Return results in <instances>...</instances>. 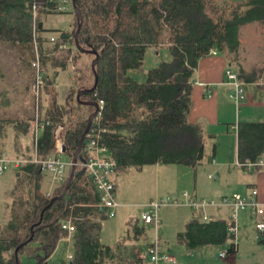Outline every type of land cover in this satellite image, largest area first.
Here are the masks:
<instances>
[{"label":"trees","instance_id":"trees-1","mask_svg":"<svg viewBox=\"0 0 264 264\" xmlns=\"http://www.w3.org/2000/svg\"><path fill=\"white\" fill-rule=\"evenodd\" d=\"M57 1L0 0V42L22 51V58L28 51L31 67L36 58L35 42L45 74L62 43L73 44L75 49L76 79L69 88L66 106L57 105L55 94L46 110L52 124L39 139L37 152L41 157L53 152V129L63 122L66 155L73 159L95 111L93 105L79 102L77 95L93 87L97 74L96 90L82 93L80 99L104 101L100 125L106 130L102 142L117 164V173L157 163L194 168L205 157L202 125L189 121L193 77L199 60L216 49L225 55L228 67L234 69L240 81L254 83L264 79V69L244 66L240 51L242 26L264 23V0H76L82 13L80 45L99 54L94 70L92 62L96 56L75 45L79 23L74 9L70 28L45 26L44 17L57 12ZM34 4L38 6L36 16ZM52 34H57L54 40ZM152 48L157 53L166 49L168 58L147 69L145 62ZM62 66L66 69L67 63ZM45 78V90L55 92L52 79ZM0 96L1 110L11 100L5 91H0ZM33 122V116L9 119L0 112V140H6L11 125L15 149L21 151L18 157L32 158L33 147L22 151L21 137L33 130ZM237 135L238 161L242 166L264 158V121H240ZM85 144L68 192L51 206L52 198L63 194L71 167L67 181L51 192L43 189L44 174L39 165L28 162L17 170L13 195L5 202L8 218L0 225V264H24L23 254L33 264H45L65 233L62 221L70 216L76 223L74 258L62 264H106L118 259L114 248L101 239L102 223L109 219L108 213L90 205L98 202L99 194L81 166L88 156ZM84 177L92 184L90 188L79 186L78 180ZM201 217V211L194 212L185 229L177 233L178 243L196 249L230 240L228 253L237 251L225 219L204 222ZM261 234L259 242L264 244Z\"/></svg>","mask_w":264,"mask_h":264},{"label":"rangeland","instance_id":"rangeland-1","mask_svg":"<svg viewBox=\"0 0 264 264\" xmlns=\"http://www.w3.org/2000/svg\"><path fill=\"white\" fill-rule=\"evenodd\" d=\"M73 9V3L71 5L69 3V10L64 12L49 13L44 17L45 26L50 29L70 28L72 23H74V15L72 13ZM51 36L57 37V34H52ZM69 45L72 48L74 47L73 44ZM50 46L52 45L50 44ZM70 47H68L67 49H59L54 53V58L52 60L53 65H49V72L48 74H45V76H49L52 79L55 92L54 90L53 92L52 90H50V92H47L46 90L44 91V115L46 114L47 108L51 106V101L55 94L57 100L56 103L58 106H66L67 104V99L69 97V88L71 87V85H73L76 79V69H72L68 60V57L73 55V51L71 52ZM149 51L150 52L148 58L145 62V66L147 69L156 66L160 59L168 58L166 49H162L161 51L163 52L161 53L155 52L153 48ZM240 51L243 56L244 66H246V68L264 69V23L261 24L258 22H253L242 26ZM21 52L22 51H19V49L15 47H11L6 42H0V91L3 88L7 87L12 91V97H20L19 94H14V92L16 91H13L12 86L19 85L20 89L24 83L22 82L23 78L21 80L16 79L15 69L17 67L16 65L12 67V63L18 64V66L20 67L19 69L26 70V68H23L22 61H24V58L25 60H30L32 58L28 51L22 58ZM64 62L67 63L66 69L62 66ZM33 74L34 80L31 84V89L35 82V73L33 72ZM46 78L45 83L47 84ZM262 81H264V79ZM24 91L25 92L21 94V100H23L22 103L28 106L29 100L33 99V102H35V93L33 92V90V98L29 90ZM0 98L2 97L0 96ZM2 109L0 110L1 114L7 116V118L9 119L15 118V114L17 113H15L14 110H10L9 107L5 108L4 110ZM7 133L8 144L9 148L11 149L10 155H13L14 152L12 150V147L14 144L15 136L14 128L8 126ZM43 133L44 131L40 132L38 142ZM21 141L22 149L27 148V146H32V142L34 145L35 139L33 132L31 131L28 135H23L21 137ZM225 146L228 150V158L234 159V144H232L231 146L230 141H226ZM64 152L66 153V151ZM62 157L67 161L69 159L66 154H64ZM179 168H183V170L189 172V184L182 185V187L184 186L182 189L186 188L190 191V189L194 188L195 181H197L198 186L202 190L201 193L207 198L209 197L215 200L220 199L222 197V194L224 196H228L236 193L235 191H238L236 190L238 188L236 187L233 180L237 178L238 174H242L241 169L235 166L223 167L219 163L213 164V155L209 146L205 151V157L201 164L197 165L194 168L187 166H181ZM11 171H13V169H11ZM11 171L8 170L7 172L9 173ZM10 174H12V177H14L13 173ZM43 174V189L47 192H51L55 188V186H53L51 176L47 173ZM117 175L119 186L118 200L121 201L123 205L116 209V214L114 217H110L108 220L102 223L103 229L101 238L104 239L106 244H111L118 255V259L115 261H108L106 264H150V260L144 261V263H129V260L133 257V255L131 254L133 250L132 240L136 247L139 248L142 244H146L148 241H152L155 238V230L153 228H147L146 233L141 237V240L134 239L136 234L135 226L144 225V222L141 219V215L143 211L148 210V207L145 205L149 202L148 198L150 194L153 192V190H156L155 178L153 177V175L148 177L146 174L144 175L140 173L134 167L131 168L128 172L119 173ZM168 180L169 178H167V180H161V182L159 183L157 188L158 197L167 195H179L175 193L176 188L179 187L178 184L172 185V178H170L169 181ZM87 181L84 177L78 180V184L83 188L85 186H88L90 188L92 184L88 183ZM3 186L4 184L1 185V187ZM145 190L148 192V195L144 194ZM12 195L10 196V198H7L6 201H10ZM4 201L5 199L3 191L0 190V223L3 220L2 213L4 210H6ZM179 211H183L184 215H181ZM189 211V209H178L177 207H162L160 209V218L162 220V224H160L159 226L158 236L162 240L161 244L163 248L170 255L175 256L177 262L174 263L160 261L158 264H264V244H261L259 242L260 235L258 233V230L256 229L257 221L251 218L249 210H241L238 214V233L235 239V243L239 244V249L233 254L227 255V261L220 258L219 254L222 252L226 253L228 251L229 245L231 243L230 240L223 245H205L199 247L194 251H189V249H187L184 245H180L176 242L175 233L176 231L185 229V223L190 216ZM62 239L65 240L64 237H61L60 240ZM70 242H74V235L72 236ZM72 243L61 241L56 249V252L45 264H62L63 262H68V256L70 254H73ZM22 260L24 264H33L32 260H29L24 254L22 256Z\"/></svg>","mask_w":264,"mask_h":264},{"label":"crops","instance_id":"crops-1","mask_svg":"<svg viewBox=\"0 0 264 264\" xmlns=\"http://www.w3.org/2000/svg\"><path fill=\"white\" fill-rule=\"evenodd\" d=\"M149 52H148L147 56L149 55ZM31 59L22 61L23 68H26V70L25 69H19L20 67L18 66V64L12 63L13 64L12 67H14L15 65L17 67L16 68L17 70L14 68L16 79L21 80L23 78L22 82H24L23 86H21L20 89H19V85L12 86L13 91H16V92H14V94L15 95L19 94L20 97H17V96L12 97V91L7 87L3 88L1 90V91H5L11 100V103L6 108L9 107L10 110H14L15 113H17V114H15L16 116L14 119L26 118V117H30V116L32 117L34 115L33 99L29 100L28 106L24 105V103H22L23 100H21V96H22L21 94H23L25 92L24 90H26V91L29 90L31 93V96L33 98L31 84L34 80V74H33V69L31 67V64H30ZM227 68H230L234 71L233 68L228 67V63H227V59H226L225 55H223L219 51L215 55L209 54L207 56L202 57L199 60L198 66L195 70L194 77H193L194 85H193V90H192V105H191V110L189 113V121L197 122V123H200L202 125L203 132H204V139H205V151H206L208 146L211 148L212 155H213V164L219 163L223 167L224 166H235V167H238L239 169H241L242 174L241 175L238 174L237 178H235L233 180L236 187L238 188V189H236L238 191H235V192L241 193L243 195H249L250 192L254 188H256L258 190V199L264 203V165H254L250 169L240 165V163L238 161V135H237V126H238V123L240 121H264V81H258V82H254V83H245L244 82L245 83V90H246V92H245L246 98H245V102H244L243 107H242V112L241 111L239 112L235 102L230 98V92L232 91L233 87H232V85L226 83L225 71L227 70ZM26 81H27V83H26ZM23 87H25V88H23ZM13 98H14V100H13ZM4 109L5 108H3L2 110H4ZM9 126H11V125H9ZM226 141H230L231 146H232V144H234V156H235L234 159L228 158V150L225 146ZM23 143H26V142H23ZM32 146H33V142H32ZM12 150L14 153H13V155H10L11 149L9 148L8 135H7V138L4 142L0 140V152H2L1 154L6 155L7 157H18V155H16V154L19 151L15 149L14 144H13ZM22 151H27V150L25 148V149H22ZM32 151H33V149H32ZM229 160H232V161H229ZM261 160H264V158H262ZM181 166L183 167V165H177V164L165 165V164L157 163L155 165L144 166L142 169L136 168L140 173H142L144 175L146 174L148 177L153 175V177L155 178V184H156L155 189L156 190L155 191L153 190V192L150 194V196L148 198L149 201L153 198L158 197V191H157L158 185L161 182V180H167V178H169V180H170V178L173 179V182L171 183L172 185L178 184L179 187L176 188L175 193L180 194L183 191H189L186 188L182 189L184 187V186L182 187V185L189 184L190 179L188 178L189 172L183 170V168H179ZM10 173H13L14 177H12V174H10ZM16 173H17V169H13V171H11L9 173L5 172L4 174H0V178H1L0 179V190L3 191V195H4V199H5L4 202H6L7 198H10V196L12 195V191H13L14 184H15ZM117 174H119V173H117ZM210 177H212V176H210ZM174 180H175V183H174ZM10 183H11V185H10ZM3 184H4V186L1 187V185H3ZM118 188H119V186H118V175H117L116 176V197H117V200H118ZM189 192L195 193L199 197H206L205 195H203L201 193L202 190L198 186L197 181H195L194 188L190 189ZM144 194L148 195V192L145 190ZM152 194H154V195H152ZM222 196H224V195L222 194ZM118 202H119L120 206L123 205V203L121 201L118 200ZM177 208L178 209L185 208V209L190 210L189 211L190 212L189 219L185 223V226H186L187 222L193 217L195 211H193L189 207H177ZM245 209L249 210L251 218L255 219L256 221L264 220V217L256 215L252 209H250V208H245ZM207 210H206L207 214L213 218L211 221L218 220V219H225L228 223L230 220L231 210L228 207H217V208L211 207V208H208ZM209 210H213V211H209ZM242 210H244V209H242ZM240 211H239V213H240ZM179 213L181 215H184L183 211H179ZM115 214H116V212H115ZM202 215H203V212H202ZM2 218H3V220L0 223V225L3 224L8 218V214H7L6 210L3 211ZM201 220L204 221L202 219V217H201ZM204 222H206V221H204ZM160 224H162V220H161ZM159 226L155 227L151 224H146L145 222H144V225H142V226H140V225L135 226V229L140 231V232L135 234L134 239L141 240V237L146 233L147 228H153L155 230V238L152 241H148L146 244H142L139 248L136 247V245L134 244V242L132 240L133 250H132L131 254L133 255V257L129 260V263H132V262L144 263V261L139 260L137 258V253L140 250L147 247L148 245L157 244L160 252L169 254L163 248V246L161 244L162 240L158 236ZM181 231H183V230H181ZM178 232H180V231H176V233H175V240H176V235ZM237 233H238V231H237ZM258 233H259V235H262L259 231H258ZM263 234H264V232H263ZM233 237H234V240H232V242H234L235 248L238 251L239 244L235 243V239L237 237V234L235 236L233 235ZM101 239L104 243H106L103 238H101ZM61 241H64L66 243H72L70 241L63 240V239L60 240L59 243ZM176 242H177V240H176ZM59 243H58L57 247L59 246ZM178 244H180V243H178ZM180 245H182V244H180ZM72 248H73V243H72ZM198 248H196V249H198ZM196 249H189V251H194ZM71 251H72V249H71ZM55 252H56V250H55ZM229 254H233V253H228V251H227L226 256L224 258H222L220 256V258L227 261V259H228L227 255H229ZM151 262H150V264H152V263L158 264L159 263V262H157V263L156 262L151 263ZM176 262H177V259H176ZM176 262H174V263H176Z\"/></svg>","mask_w":264,"mask_h":264},{"label":"built area","instance_id":"built-area-1","mask_svg":"<svg viewBox=\"0 0 264 264\" xmlns=\"http://www.w3.org/2000/svg\"><path fill=\"white\" fill-rule=\"evenodd\" d=\"M69 3L71 5L72 0H58L54 10L57 12L67 11L69 10ZM32 8L34 16H36L38 6L34 4ZM54 39L55 37L51 38V40ZM37 46L38 43L35 42L36 58L32 61V67L35 73V82L32 86V90L35 93L33 115L34 127L32 132L35 143L33 145L32 158L7 157L4 154H0V174H4L11 169L18 170L23 164L33 162L41 167L43 173H47L51 176L53 186L56 188L61 187L67 181L69 168L72 167V160L69 158L67 161L62 157L66 154L64 152V146L66 145L63 138V131L65 127L63 122L57 124L53 129V138L55 142L53 152L46 157H41L37 153L40 132L44 131L47 126L52 124L51 117L46 114L44 115L43 112H41L45 91L44 87H46V83L45 73ZM68 47H70L69 43H62L60 45V49H67ZM70 50L71 52L73 51V55L68 57V60L72 69L75 70L76 64L74 62V47H70ZM217 53L218 51L216 49H212L210 51V54L212 55ZM225 75L226 83L232 85L233 87L230 92V98L235 102L239 112H242V107L246 98L245 83L240 81L236 72L230 68H227ZM103 108L104 101L100 100L98 102V111L93 118L89 132L86 135V144L84 149L88 156L81 163V166L84 171L89 173L94 187L99 194L98 202L90 205L95 206L101 212H107L110 218L115 215L116 209L120 206V204L116 197L117 164L111 157L108 147L102 142V133L106 130L100 125ZM254 165H264V160H259L257 163H246L244 164V167L250 169ZM145 206L148 207V210L143 211L141 218L146 224H151L155 227H158L161 223L160 209L162 207H189L195 212L202 211V219L206 222L213 219L206 212L208 208L228 207L231 210L230 220L228 222V231L234 236L238 231V214L240 210L250 208L256 215L264 217V203L258 199V190L256 188H254L249 195L234 193L228 196H222L218 200L199 197L195 193L183 191L179 195H167L153 198ZM61 227L65 232L62 233L61 237L70 241L76 231L75 218L70 216L69 218L63 220ZM256 229L260 233L264 232V220L257 221ZM220 256L224 258L226 253L222 252ZM73 258V254H70L68 256V261H72ZM137 258L142 261L151 260L156 263L160 261L176 262V258L174 256L160 252L157 244L148 245L144 249L140 250L137 253Z\"/></svg>","mask_w":264,"mask_h":264},{"label":"water","instance_id":"water-1","mask_svg":"<svg viewBox=\"0 0 264 264\" xmlns=\"http://www.w3.org/2000/svg\"><path fill=\"white\" fill-rule=\"evenodd\" d=\"M72 3H73L74 10L76 11V13L78 15L77 20H78V23H79L77 31H76V34H75V45H76V48L81 50L82 52L91 53V54H94L96 56V58L92 62V67H93V70H94L96 62L98 61V58H99V54H98V51H96V50H86V49L81 47L79 39H78V35H79V32L81 30V25H82V13H81L80 9L77 7L76 0H72ZM97 83H98V77H97V74H95V83H94L93 87H91L89 89H86V90H84L82 92H79L78 95H77V99H78L79 102H81V103H83L85 105H93L95 107V111L89 117L88 125H87L84 133L82 134V136L80 138V142H79L77 151H76V153H75V155H74V157L72 159L71 173L69 175V179H68L67 185H66V187L64 189V192H63V194L61 196H56V197L52 198L49 206H51L56 200H58V199H60V198H62L63 196L66 195V193L68 192V189H69V187L71 185V182L73 181L74 177L76 176V169H77V164H78L79 153H80V151H81V149L83 147V144H84V141H85V138H86V134L89 132L93 117L96 115V113L98 111V104H97L96 101H84V100H81L80 97H81L82 93L94 92L96 90ZM64 151H66V146H64ZM18 251H19V248L16 250V253H18Z\"/></svg>","mask_w":264,"mask_h":264},{"label":"bare ground","instance_id":"bare-ground-1","mask_svg":"<svg viewBox=\"0 0 264 264\" xmlns=\"http://www.w3.org/2000/svg\"><path fill=\"white\" fill-rule=\"evenodd\" d=\"M94 117H95V116H94ZM94 117H93V118H94ZM92 121H93V120H92ZM91 124H92V123H91ZM90 127H91V126H90ZM86 135H87V134H86ZM85 139H86V138H85ZM84 142H85V141H84ZM37 153H38V152H37ZM29 163H33V162H29ZM35 164H36V163H35ZM37 165H38V164H37Z\"/></svg>","mask_w":264,"mask_h":264}]
</instances>
